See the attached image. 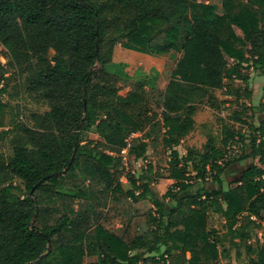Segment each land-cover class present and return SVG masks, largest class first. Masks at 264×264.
<instances>
[{
  "label": "trees",
  "instance_id": "1",
  "mask_svg": "<svg viewBox=\"0 0 264 264\" xmlns=\"http://www.w3.org/2000/svg\"><path fill=\"white\" fill-rule=\"evenodd\" d=\"M221 9L196 0H0L10 80L17 93L47 106L6 121L0 99V141L7 148L0 151V264H82L91 256L94 264H215L219 254L228 255L219 251L227 237L234 248L251 239L264 216V104L248 102L230 113L228 120L246 130L225 125L218 145L208 139L184 157L175 149L194 130L198 105L219 111L232 102L216 91L235 103L250 99L245 72L264 75V0H222ZM118 43L175 60L157 113L138 92L120 95L115 81L93 83L96 65L112 68ZM0 73L1 96L10 80L3 65ZM256 112L263 117L254 126ZM89 132L103 142H83ZM132 134H141L127 152L135 160L153 136L169 151L166 178L173 183L160 199L151 191L150 165L122 187L118 154ZM235 144L238 150L228 154ZM246 159L259 165L250 163L224 187L222 174ZM80 179L92 182L86 192ZM208 181L212 188L190 191ZM121 194L135 203L151 200L145 233L117 235L90 206L74 210L63 203L67 195L99 203ZM210 214L223 219L225 235L208 228ZM247 252L249 264H264V242Z\"/></svg>",
  "mask_w": 264,
  "mask_h": 264
},
{
  "label": "rangeland",
  "instance_id": "2",
  "mask_svg": "<svg viewBox=\"0 0 264 264\" xmlns=\"http://www.w3.org/2000/svg\"><path fill=\"white\" fill-rule=\"evenodd\" d=\"M197 2L214 5L217 8L218 14H221L222 12V0H197ZM232 29H234L237 34L242 35L240 29L236 26L233 25ZM116 49L118 50L117 52ZM116 49L115 57L113 58V63H115L111 69L96 65L93 70V83L112 84L115 81L120 95H124L128 91L138 92L145 97V105L147 109L150 111L157 110L158 107H160L159 105L161 104V99L164 95L171 71L174 67L173 65L175 60L173 57L171 58L169 55H165L159 56L158 60L147 58L148 60L142 63L139 61L134 63H125L123 58L118 57V53L119 51L124 52L127 50L122 47L121 43L116 45ZM177 57L178 55H176V58ZM0 65H3L6 70V74L4 75L5 77L9 80L13 78V70L9 67L5 50L1 46ZM245 73L250 75L247 84V89L251 92L250 99L242 98L238 103H235L232 96L230 97L226 95V91H216L215 95L218 99H231L232 102L223 105L219 111L213 110L205 105H198L197 112L194 114V130L183 139L180 145L175 148L179 156L184 157L186 155V150L190 148L200 150L208 139H213L214 143L218 145L220 140L225 135V125H228L227 127L232 128L233 131H241L242 129L246 130L245 126H242L237 122H231L228 119L230 117V113L234 110H240L242 105H246L248 102L253 106L258 105L259 103L264 104V97L262 95L264 75H260L261 73L255 74L251 71H247ZM113 74L119 75L120 78H114V76H112ZM1 77L0 73V79ZM13 80L14 79L8 81L7 92L0 96V99L7 105L5 115L6 121L10 117H14L17 113H20L21 117L25 118L31 113H42L47 110L45 103L35 101L33 96L24 94L21 95L17 93L15 90L16 82ZM5 84V82H2L0 84V88ZM233 84L240 85L242 83L235 82ZM243 114L246 117H249L250 112L247 110ZM262 117V114L258 112L254 113L252 119L253 125L256 126ZM140 136L141 134L131 135L128 138L129 143L131 139ZM261 138L262 137H260V139ZM89 141H93L94 143L103 142V140L93 132L86 133L83 136V142ZM146 142L147 150L143 158L135 160L133 156L126 153L127 151L124 154L122 152L118 154L121 162V166L118 168L119 180L122 183L123 189L126 190L128 188L127 180L130 177L138 179L140 175L145 174L148 171L147 167L150 165L152 167V172L150 174L152 179L150 183L151 191L156 198L160 199V197L167 192L173 183L172 180L166 178V165L169 159V151L163 148L162 141L159 136L148 138ZM4 143L5 142L0 141V151L7 153V148L4 146ZM238 147H240V145L235 144L233 147L227 149L229 151L228 154L235 153L236 150H238ZM250 163L259 165L257 159H246L241 162L239 167H231L227 169L225 173L222 174V180L224 183L223 186L227 187L230 182L237 179L240 172L247 168ZM262 167L264 168V166ZM90 183L88 181H82L81 179L77 181L78 187L84 192L87 191ZM202 185H208V188L213 187L210 181L207 183L205 182V184L198 182L192 186L190 191H195ZM93 187L96 189L98 188L97 186ZM67 193H71V191L68 190ZM63 203L72 207L74 210L78 208L87 209L88 206H90L94 213L97 214L98 217H96V220L98 219L102 227L117 235L132 236L134 234H143L151 228L148 224V216L154 212V207L150 199L135 203L121 194L111 195L108 197L107 201H100L99 203H96L93 199L83 201L82 199H76L67 195ZM257 224L258 226L254 228L251 239L246 243L240 244L237 248L231 246L229 237H227L222 247H219V251L221 252L222 249H225L228 252V255L226 256V252L219 254L220 256L215 264H249L251 255L247 252V246H256L264 242V216L262 220L257 222ZM223 225L224 221L218 215H209L208 228L217 230L220 235H225L226 228ZM94 233L95 230L92 226L89 231V236L92 237ZM161 249L163 250V248ZM97 260L96 256L84 257L82 264H94Z\"/></svg>",
  "mask_w": 264,
  "mask_h": 264
},
{
  "label": "crops",
  "instance_id": "3",
  "mask_svg": "<svg viewBox=\"0 0 264 264\" xmlns=\"http://www.w3.org/2000/svg\"><path fill=\"white\" fill-rule=\"evenodd\" d=\"M197 1V0H196ZM234 30V29H233ZM235 32V30H234ZM235 34L239 37H241L242 35H239L235 32ZM115 57V56H114ZM118 57L119 58H123V60L125 61V63H134L136 61H139L140 63L147 61V58L153 59V60H158V57H154V56H149V55H145V54H140L137 52H133V51H124V52H120L118 53ZM231 61V60H230ZM115 63V62H114ZM139 66V65H138ZM174 66V65H173ZM251 71V69L249 70ZM252 72V71H251ZM250 76V75H249ZM249 81V80H248ZM247 81V84H248ZM236 82L239 83V81L236 80ZM246 85H244L245 87ZM247 87V86H246Z\"/></svg>",
  "mask_w": 264,
  "mask_h": 264
},
{
  "label": "built area",
  "instance_id": "4",
  "mask_svg": "<svg viewBox=\"0 0 264 264\" xmlns=\"http://www.w3.org/2000/svg\"><path fill=\"white\" fill-rule=\"evenodd\" d=\"M132 135H134V134H132ZM128 144H127V146L121 151L123 154L127 151L128 152V149H129V147H130V143H129V141L127 142ZM126 152V153H127Z\"/></svg>",
  "mask_w": 264,
  "mask_h": 264
}]
</instances>
